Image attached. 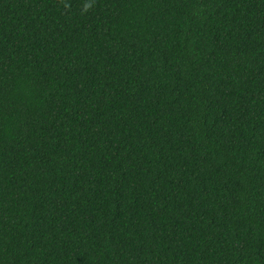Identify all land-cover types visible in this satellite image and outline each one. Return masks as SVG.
Segmentation results:
<instances>
[{"label": "trees", "instance_id": "obj_1", "mask_svg": "<svg viewBox=\"0 0 264 264\" xmlns=\"http://www.w3.org/2000/svg\"><path fill=\"white\" fill-rule=\"evenodd\" d=\"M0 264H264V0H0Z\"/></svg>", "mask_w": 264, "mask_h": 264}, {"label": "clouds", "instance_id": "obj_2", "mask_svg": "<svg viewBox=\"0 0 264 264\" xmlns=\"http://www.w3.org/2000/svg\"><path fill=\"white\" fill-rule=\"evenodd\" d=\"M88 5H85V10H87Z\"/></svg>", "mask_w": 264, "mask_h": 264}]
</instances>
